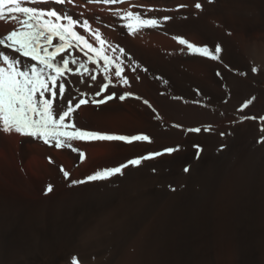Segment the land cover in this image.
<instances>
[{
    "label": "bare ground",
    "instance_id": "6f19581e",
    "mask_svg": "<svg viewBox=\"0 0 264 264\" xmlns=\"http://www.w3.org/2000/svg\"><path fill=\"white\" fill-rule=\"evenodd\" d=\"M22 6L67 10L74 19H88L93 32L99 29L105 39V50L124 61L128 84L110 77L113 83L104 95L115 93V98L80 107L72 116L76 127L145 134L151 142L110 141V153L89 169L74 171L81 146L93 142L72 141V148H62L69 157L64 163L39 140L40 157L31 163L19 159L25 178L14 171L13 179L6 178V161L17 156L15 135L0 131V264H70L72 257L82 264H264V154L259 164L252 163L243 141L254 122H241L244 114L264 111V0H66L64 5L36 0ZM145 8L153 11L144 14ZM117 10L171 19L131 34ZM16 15L15 20L0 18V38L20 27L22 17ZM76 31L100 48L92 33ZM178 37L210 49L219 44L220 58L192 54ZM114 47L125 54L113 52ZM253 66L260 70L253 72ZM95 74L96 82L87 75L83 82L68 77L65 84L71 81L68 92L75 100L80 93L94 97L105 82L99 69ZM124 93L133 95L119 99ZM250 98L252 103L241 110ZM194 128L201 131H189ZM219 129L228 130V146L238 151L232 167L224 164L225 151L217 147L225 139L218 137ZM177 145L178 151L143 160L122 175L72 183ZM49 184L53 191L45 194ZM19 188H34L37 195L27 196Z\"/></svg>",
    "mask_w": 264,
    "mask_h": 264
},
{
    "label": "snow or ice",
    "instance_id": "6c2138e0",
    "mask_svg": "<svg viewBox=\"0 0 264 264\" xmlns=\"http://www.w3.org/2000/svg\"><path fill=\"white\" fill-rule=\"evenodd\" d=\"M35 2L36 0H0V18L7 15L15 20L17 19L16 14L22 17L18 29L12 30L0 38V46L19 54L18 56L11 53L6 54L4 50L0 49V131H15L22 136L32 137L43 141L45 144L54 145L58 149L72 148V141H123L129 144L135 141L151 142L150 137L145 134L131 136L108 134L76 127L72 116L82 105L87 103L104 104L115 98V93L104 95L113 83L108 75L113 67L115 71L111 72V75L118 78V83L128 84L129 81L123 74L124 61H118L105 54L104 45L106 41L102 38L99 29L93 32L88 19H74L67 10L61 13L55 8L46 10L33 6H22V4ZM40 2L64 5L66 0H40ZM67 2L71 3L72 0H67ZM102 2L104 4H116L120 0H102ZM194 6L196 9L202 7L199 2H196ZM177 7L182 8L185 5H178ZM152 11L151 8H145L144 14ZM115 15L120 20L125 21L123 26L131 34H135L144 28L160 27L164 21L171 19L168 16L160 19L142 18V13L131 10H126L123 13L117 10ZM78 27L92 33L99 42L100 48L94 47L84 35L76 31ZM177 39L179 44L185 45L192 54L214 60L220 58L222 48L219 44L214 49H210L208 46H198L191 43L185 38L178 37ZM112 51H119L121 56L125 54L124 49L119 47L112 48ZM77 52L82 53L87 58L86 61L81 60L76 55ZM21 57L26 59H21ZM100 60L103 61L102 66ZM89 63L95 64L96 67L90 69ZM70 65H75V68L70 67ZM97 69L104 74L105 82L99 85L94 97L102 96L103 98L99 100L84 98L85 94L80 93L81 98L73 104L75 97H67L71 81L67 87L65 81L71 75L81 77V82H83V77L87 75L89 81L96 82L97 74L95 73ZM259 70L256 66L252 67L253 72ZM130 95L133 94L124 93L119 96V99L124 100ZM253 99L250 98L243 103L241 110L247 108ZM241 119L264 121V116L259 118L241 117ZM189 131L199 132L201 129L194 128L189 129ZM261 131L264 132V128ZM261 142H264V137L261 138ZM179 147V145L165 147L160 152L132 158L117 166L98 169L87 176L85 180L72 181V183L106 180L115 175H122L123 170L129 166H139L143 160L152 159L165 153L171 154L178 151ZM73 151L78 150L73 148ZM83 158L84 155L81 153V159ZM185 171L188 169L185 168ZM63 175L67 178L69 173L63 171ZM51 191H53V186L49 184L45 189V194ZM70 264H82V260L72 257Z\"/></svg>",
    "mask_w": 264,
    "mask_h": 264
},
{
    "label": "rangeland",
    "instance_id": "374dc122",
    "mask_svg": "<svg viewBox=\"0 0 264 264\" xmlns=\"http://www.w3.org/2000/svg\"><path fill=\"white\" fill-rule=\"evenodd\" d=\"M105 54L109 55L110 57L113 56L108 51H106ZM112 58L115 59L114 56ZM100 65L101 66L103 65V61L102 60H100ZM70 67H73V66L70 65ZM111 72H113L112 69H111ZM111 72L108 75L110 77H113L111 75ZM75 86H78V84L77 85L75 84ZM71 94H70V92H67V97H70V98L71 97H75V99H76V95L73 94V93H71ZM87 98H95L96 99V97H93V96H90V97H87ZM75 99H73V104H75L78 101V100H75ZM245 102L246 101L242 102V104L245 103ZM65 103H66V101H65ZM91 104H93V103H91ZM81 107H84V105H82ZM261 116H264V111H261L258 114H255V113H247V114H244L242 117H257V118H259ZM246 120L251 121V122H254L255 128H254L253 132L250 135H248L246 137V139L243 141V145L246 144V147H245L246 148V152L248 154H250V155H253L252 158H254V159H252V163L254 165H257L256 163L259 164V162L263 158V154H264V142H261V138L264 137V132L261 131V129L264 128V121H260L259 119H255V120H253V119H241V122H244ZM259 127H261V128H259ZM223 132L225 134L224 135H221V133H223ZM102 133H105V132H102ZM216 133L218 134V137L219 138H225L224 141L221 142L220 144H218V146H217V147H219V149L225 151L224 154H223V160L225 162L224 164L226 166H228V167L234 166L235 163H236V160L238 159V156H237L238 155V151L233 152V151L230 150V146H228L229 145V143H228L229 141L228 140L230 139L229 138V135H228V130L227 129H223V130H220L219 129V130L216 131ZM12 134H13V136L15 135V137H16V138L15 137H12V144H13L16 152H18L17 153V156H15V159L17 158V161L15 159H10L9 161H6V166H7V170H8V175L6 176V178H9V177L12 176L13 179H15V174H13L14 171H15V173H17L22 178H25V170L23 169L22 165H20V163H19L18 160L19 159L21 160L23 158L22 160H25L26 163H31L32 161L35 162L37 160V158L40 157L39 140L38 139H35L34 140L33 138H30V137H27V136H22L20 134L18 135V133L16 134L15 131H12V133L10 135H12ZM24 137L26 138V141L25 142H22L21 139L24 138ZM17 138H19V140ZM91 142H93V143L90 144V145H83V146H81V149H82L81 150V153H83L84 158L81 159V157H80V161H79L77 167L74 168L75 170L73 169L74 171H77L79 169H89L91 167V165H92V162L94 160L99 159V158L107 155L112 150L111 146H109V142L110 141H91ZM254 145H255V147H254ZM48 146L52 148L51 149L52 151L57 152L56 154L60 156V159L63 160L64 163H68V158L69 157H68V155L64 151H62V148L61 149H58L54 145H50V144H48ZM1 147L2 146L0 145V151H2V149H3ZM22 156H24V157H22ZM8 167H10V168H8ZM9 174H11V175H9ZM171 187H172V185H171ZM19 189L22 191V194H25L27 196H36L37 195V192H36V190L34 188H31L30 191H27V190H25L23 188H19ZM16 213H15V218H16V215H17Z\"/></svg>",
    "mask_w": 264,
    "mask_h": 264
}]
</instances>
